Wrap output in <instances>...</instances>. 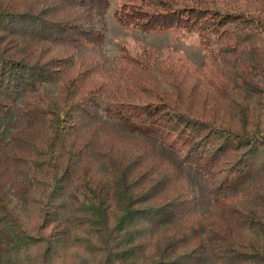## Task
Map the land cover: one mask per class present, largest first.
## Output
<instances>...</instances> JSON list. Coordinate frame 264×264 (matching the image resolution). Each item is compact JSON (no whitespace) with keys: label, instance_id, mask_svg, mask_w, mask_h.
I'll use <instances>...</instances> for the list:
<instances>
[{"label":"trees","instance_id":"16d2710c","mask_svg":"<svg viewBox=\"0 0 264 264\" xmlns=\"http://www.w3.org/2000/svg\"><path fill=\"white\" fill-rule=\"evenodd\" d=\"M108 7L0 0V118L21 101L29 124L0 139V237L25 255L0 264H264V0L115 8L123 26L195 33L215 63L244 54L208 87L147 49L108 71L80 54L103 42ZM98 112L118 128L87 125ZM178 165L204 179L207 213Z\"/></svg>","mask_w":264,"mask_h":264},{"label":"rangeland","instance_id":"374dc122","mask_svg":"<svg viewBox=\"0 0 264 264\" xmlns=\"http://www.w3.org/2000/svg\"><path fill=\"white\" fill-rule=\"evenodd\" d=\"M122 3V0H109V7L105 14V31L103 42L98 48H83L80 54L92 51L97 55L103 71L112 70L120 64V58L123 54L134 55L142 49L153 51L161 58L169 57L173 65H180L187 73L195 77L206 78L207 81L202 87H208L210 84L217 81L222 68L226 67L227 63H232L237 67L245 66V56L242 52L228 54L226 60H219L215 63L209 57L206 50L202 48L199 39L195 33L186 32L184 30H168L160 32H143L139 29L123 26L117 22L113 13ZM229 42V41H228ZM227 42V43H228ZM229 42L228 44H230ZM217 51V45L213 46ZM189 81L192 83V80ZM58 90L57 84H47L42 88V92L53 96ZM23 103H18V109L10 110L5 116L0 118V139L7 145L11 143V136L17 131H21L29 126L26 119L21 117V108ZM97 124L107 129L118 128L114 120L109 119L102 112H98L93 120H89L87 125ZM158 150V147H155ZM180 170L185 174L192 176L197 187L199 198L198 209L203 213H207L210 207V201L206 192L205 182L202 177L194 176L192 172L178 165ZM23 184L29 185L30 182L26 176L21 178ZM12 205L18 211L25 210L26 195L24 190L15 192L12 196ZM0 257L6 259L19 258L25 260V255L22 250L16 248L14 244L7 238L0 237ZM206 264H210L208 261Z\"/></svg>","mask_w":264,"mask_h":264}]
</instances>
